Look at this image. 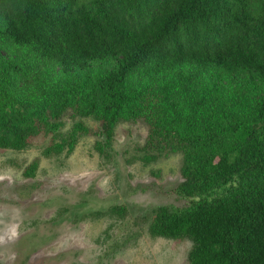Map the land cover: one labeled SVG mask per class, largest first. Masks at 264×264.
Instances as JSON below:
<instances>
[{"label": "trees", "instance_id": "trees-1", "mask_svg": "<svg viewBox=\"0 0 264 264\" xmlns=\"http://www.w3.org/2000/svg\"><path fill=\"white\" fill-rule=\"evenodd\" d=\"M121 121L147 125L145 164L182 154L150 233L190 239L189 264H264V0H0V148L105 153Z\"/></svg>", "mask_w": 264, "mask_h": 264}, {"label": "rangeland", "instance_id": "rangeland-1", "mask_svg": "<svg viewBox=\"0 0 264 264\" xmlns=\"http://www.w3.org/2000/svg\"><path fill=\"white\" fill-rule=\"evenodd\" d=\"M78 120L68 111L62 133ZM147 133L141 121H121L105 153L94 135L51 157L43 154L50 138L41 136L20 151L0 148V264H189L190 239L149 230L152 208L177 202L158 189L182 180V154L145 164L138 149ZM36 158V174L26 177ZM118 205L126 207L123 215L114 211Z\"/></svg>", "mask_w": 264, "mask_h": 264}, {"label": "clouds", "instance_id": "clouds-1", "mask_svg": "<svg viewBox=\"0 0 264 264\" xmlns=\"http://www.w3.org/2000/svg\"><path fill=\"white\" fill-rule=\"evenodd\" d=\"M0 239H2V238H0Z\"/></svg>", "mask_w": 264, "mask_h": 264}]
</instances>
